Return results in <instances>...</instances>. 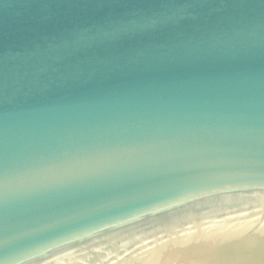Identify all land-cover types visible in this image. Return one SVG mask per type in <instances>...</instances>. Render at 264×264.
<instances>
[{
	"label": "water",
	"instance_id": "obj_1",
	"mask_svg": "<svg viewBox=\"0 0 264 264\" xmlns=\"http://www.w3.org/2000/svg\"><path fill=\"white\" fill-rule=\"evenodd\" d=\"M0 264H264V0H0Z\"/></svg>",
	"mask_w": 264,
	"mask_h": 264
}]
</instances>
